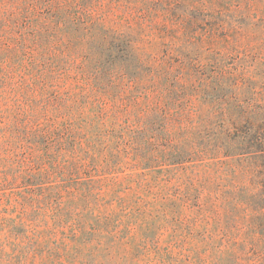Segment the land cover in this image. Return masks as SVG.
<instances>
[{"label": "trees", "instance_id": "1", "mask_svg": "<svg viewBox=\"0 0 264 264\" xmlns=\"http://www.w3.org/2000/svg\"><path fill=\"white\" fill-rule=\"evenodd\" d=\"M216 3L0 0V194L44 187L49 167L91 168L94 186L173 166L174 195L216 220L219 240L204 238L225 258L206 248L191 264H264V105L228 94L214 36L196 29L220 26Z\"/></svg>", "mask_w": 264, "mask_h": 264}, {"label": "rangeland", "instance_id": "2", "mask_svg": "<svg viewBox=\"0 0 264 264\" xmlns=\"http://www.w3.org/2000/svg\"><path fill=\"white\" fill-rule=\"evenodd\" d=\"M212 1L221 27L200 24L196 29L205 41L214 36V50L220 53L214 60L226 73V91L238 94L243 104L263 106L264 0ZM201 73L218 72L205 66ZM89 116L82 118L86 133L93 130ZM51 153L60 161L72 160L65 149L52 147ZM162 168L133 177L124 169L93 186L91 168L80 170L83 179H77L72 169L61 174L49 167L44 187L1 193L0 264H162L161 257L171 264H191V256L206 248L209 260L225 261L212 240L204 238L219 240L216 220L181 202L174 195L181 172L168 177L166 170L173 166ZM115 176L122 187L109 185ZM42 182L36 178L34 183Z\"/></svg>", "mask_w": 264, "mask_h": 264}]
</instances>
